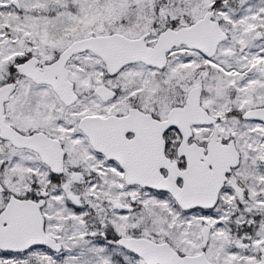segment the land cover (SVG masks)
<instances>
[{"label": "snow or ice", "instance_id": "obj_1", "mask_svg": "<svg viewBox=\"0 0 264 264\" xmlns=\"http://www.w3.org/2000/svg\"><path fill=\"white\" fill-rule=\"evenodd\" d=\"M0 264H264V0H0Z\"/></svg>", "mask_w": 264, "mask_h": 264}]
</instances>
